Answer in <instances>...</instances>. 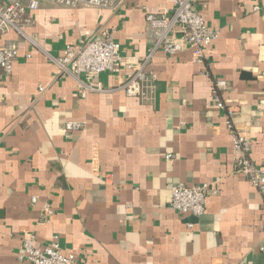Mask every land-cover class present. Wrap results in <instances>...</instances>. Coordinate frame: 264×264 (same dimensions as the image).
<instances>
[{
  "label": "crops",
  "instance_id": "0c3cea01",
  "mask_svg": "<svg viewBox=\"0 0 264 264\" xmlns=\"http://www.w3.org/2000/svg\"><path fill=\"white\" fill-rule=\"evenodd\" d=\"M172 5L125 0L110 10L46 2L27 29L33 42L3 36L18 53L11 74L0 70V264H15L28 234L38 245L57 236L74 264H264L263 196L236 172L224 123L230 108L261 165L264 0H193L218 37L202 62L190 49L157 51L150 102L117 88L127 77L123 68L101 73L105 90L82 97L78 80L59 73L53 60L102 27L123 56L142 58L150 48L145 10ZM217 78L226 80L224 108L212 95ZM67 120L83 128L67 134ZM178 182L210 185L198 219L170 208ZM44 202L54 209L47 223L40 222Z\"/></svg>",
  "mask_w": 264,
  "mask_h": 264
},
{
  "label": "built area",
  "instance_id": "2783aa9c",
  "mask_svg": "<svg viewBox=\"0 0 264 264\" xmlns=\"http://www.w3.org/2000/svg\"><path fill=\"white\" fill-rule=\"evenodd\" d=\"M125 0H0V70L4 75L11 74L18 48L14 40H2L9 32L32 41L27 29L34 23L33 13L43 3L64 7L79 6L116 10ZM172 7L159 10H145L146 35L150 42L148 52L142 57L123 56L121 44L114 38L113 32L106 27L99 28L92 36L80 44H67L59 57L53 58L59 73L76 78L81 85L80 94L105 90L99 76L101 73H118L122 68L127 77L117 86L129 97L141 102L153 101L156 89L157 73L153 68V57L157 51L173 55L190 49L197 62H202L204 51L218 37V31L211 28L200 12L193 6V0H172ZM256 5L254 9H258ZM264 78V70L259 72ZM226 86V80L217 78L212 86V95L218 108H224L220 90ZM39 91L43 86H39ZM264 114V100L256 104ZM224 123L231 132V144L235 152L236 172L245 176L263 196L264 206V162L256 164L250 157L253 140L246 136L232 119V110L226 108ZM83 124L67 120L65 132L79 131ZM210 185L206 182L187 184L178 182L170 188L169 206L179 214L198 219L205 211L206 197ZM38 202L36 196L30 199L31 205ZM40 222L47 223L54 214L53 207L44 202L41 205ZM188 227L192 221L186 222ZM264 253V246L260 247ZM77 260L73 252L62 249L57 236L44 245L35 243V235L28 234L21 240V248L15 264H74Z\"/></svg>",
  "mask_w": 264,
  "mask_h": 264
}]
</instances>
